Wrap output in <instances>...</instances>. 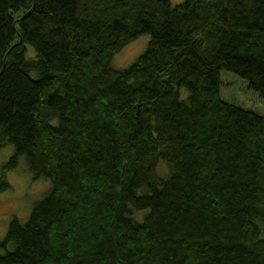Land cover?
<instances>
[{
	"label": "trees",
	"instance_id": "16d2710c",
	"mask_svg": "<svg viewBox=\"0 0 264 264\" xmlns=\"http://www.w3.org/2000/svg\"><path fill=\"white\" fill-rule=\"evenodd\" d=\"M222 69L264 98V0H0V192L50 181L0 264H264V115Z\"/></svg>",
	"mask_w": 264,
	"mask_h": 264
},
{
	"label": "rangeland",
	"instance_id": "374dc122",
	"mask_svg": "<svg viewBox=\"0 0 264 264\" xmlns=\"http://www.w3.org/2000/svg\"><path fill=\"white\" fill-rule=\"evenodd\" d=\"M170 1L175 4L182 0ZM148 40L149 34L144 33L126 44L113 55L111 66L114 68L128 66L145 50ZM26 57H35V52L30 45H26ZM220 80V96L223 100L264 115V98L249 88L245 79L232 71L222 69L220 70ZM181 90V95L184 96L185 89ZM12 153L13 145L9 142L0 149V172L2 165ZM5 178L10 187L0 192V239L4 237L8 223L13 217H16L20 222L27 219L32 205L43 196L42 194L50 186V181L44 177L35 180L32 178L24 158H20L18 164L6 172ZM144 213L146 210L135 211L134 215L141 217Z\"/></svg>",
	"mask_w": 264,
	"mask_h": 264
}]
</instances>
